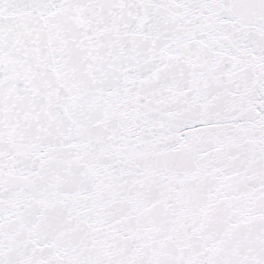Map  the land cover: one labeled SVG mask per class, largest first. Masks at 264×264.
<instances>
[{"label":"snow or ice","instance_id":"6c2138e0","mask_svg":"<svg viewBox=\"0 0 264 264\" xmlns=\"http://www.w3.org/2000/svg\"><path fill=\"white\" fill-rule=\"evenodd\" d=\"M0 264H264V0H0Z\"/></svg>","mask_w":264,"mask_h":264}]
</instances>
